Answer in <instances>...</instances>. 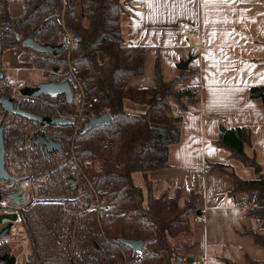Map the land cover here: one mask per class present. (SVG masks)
<instances>
[{
  "label": "trees",
  "instance_id": "obj_1",
  "mask_svg": "<svg viewBox=\"0 0 264 264\" xmlns=\"http://www.w3.org/2000/svg\"><path fill=\"white\" fill-rule=\"evenodd\" d=\"M20 3L24 11L15 18L12 0H0V71L3 64L9 66L3 62L6 51L20 50V61L31 62L46 75L57 69L63 74L60 79L69 81L73 89L72 102L46 97L37 105L42 112L52 115L59 110L76 117L85 103L77 133L74 126L60 130L66 147L63 157L49 156L42 162L48 178L36 192L53 199L29 205L24 221L32 248L26 264H186L188 251L195 247L192 215L199 211L202 193L191 190L184 197L179 187L171 186L158 191L156 185L162 181H154L151 175L170 167L169 150L181 139L183 112L201 105L200 85L184 83V78L199 70L189 67L165 81L157 60L155 85L131 87L128 78L145 73L147 49L125 40V1ZM26 38L62 48L44 53L22 45ZM249 95L262 99L264 106V85H254ZM95 96L97 101L90 107ZM91 111L96 116L107 112L112 119L83 131ZM224 127L214 142L230 158L255 170L256 176L242 179L222 162L209 163L207 169L232 178L228 197L248 207L255 223L244 235L264 247V169L256 156L245 152V146L253 142L252 130L245 125ZM25 128L24 122H18L12 130L22 135ZM9 134L4 127L6 146ZM6 164L10 165L8 160ZM70 176L78 182L71 183ZM120 238L142 239L144 248L134 252ZM218 258L239 264L225 254ZM246 264H264V259L249 257Z\"/></svg>",
  "mask_w": 264,
  "mask_h": 264
},
{
  "label": "crops",
  "instance_id": "obj_2",
  "mask_svg": "<svg viewBox=\"0 0 264 264\" xmlns=\"http://www.w3.org/2000/svg\"><path fill=\"white\" fill-rule=\"evenodd\" d=\"M123 1L127 3L125 40L147 49L145 73L128 78L129 86L153 87L157 60L164 80H170L181 73L178 64L198 50L199 56L189 67L199 71L184 78V83L200 85L201 105L183 112L181 139L169 150L170 167L151 175L154 181H162L160 190L179 187L184 197L191 190L202 193L199 211L192 215L195 247L188 257L193 260L186 264H226L218 258L224 254L239 264H246L249 257L264 259V247L244 235L255 225L248 207L228 197L234 186L232 178L207 169L209 163L222 162L231 165L242 179L256 176L255 170L230 158L229 152L214 142L227 125L251 127L253 142L245 146V152L256 156L264 169V106L262 99L249 95L254 85H264V0ZM12 3L11 14L18 18L23 5L20 0ZM181 22L200 29L182 34ZM11 50L14 70L31 69V63L19 60L20 51ZM201 217L204 221L197 222Z\"/></svg>",
  "mask_w": 264,
  "mask_h": 264
},
{
  "label": "flooded vegetation",
  "instance_id": "obj_3",
  "mask_svg": "<svg viewBox=\"0 0 264 264\" xmlns=\"http://www.w3.org/2000/svg\"><path fill=\"white\" fill-rule=\"evenodd\" d=\"M0 73H2V78H0V95L4 98H14V109L20 108L21 110L29 111L40 117H59L62 119L72 118L71 116L63 115L59 110H56L52 115L42 112L37 105H42L46 97H49L47 95L36 97V99L23 98L22 101H19L20 95H14L12 91L17 80L13 81L12 76H10V73L7 71L4 72L2 70ZM59 81L62 80L59 78ZM24 86H28L27 82H25ZM57 97L66 99L65 95ZM26 101L31 102V105H27ZM72 119L74 120V118ZM18 122H24V125L26 126V128L23 129L22 135L13 133L12 130ZM1 124L3 135L4 127H8V132L10 131L12 135L9 134L11 137L7 140V146L5 142V164L8 160L10 165L7 166L6 164L9 178L0 179V202L3 201L4 203V205H1L0 203V213L2 214L3 210H5L17 214L15 218L21 228L19 232H23V234L27 236L28 245L30 246L29 250L31 251L32 242L30 236H28L26 232L24 218L29 210V205L34 203L35 200L39 201L40 197L45 196L42 194L39 195L36 192L39 184L47 182L48 178L47 169H45L46 167L43 166L42 162L49 156L56 160L63 157L66 147L60 130H66L68 126L73 125L62 126L60 124H50L48 122L41 123L39 120L36 121L23 115L15 114L12 111H7L0 103V126ZM10 126L11 129H9ZM17 167L21 169L20 173H18L19 169L17 170ZM71 177L73 176H70L69 179H72V181H69L76 184L78 180ZM7 226H11V228L4 238L0 239V256H4L9 252L10 257H16L14 264H21L19 259L20 256L15 254V246L9 239L15 228V223L9 224L8 221L0 220V230ZM30 251L27 253L23 264L27 263ZM0 264L4 263L0 260ZM8 264H10V261H8Z\"/></svg>",
  "mask_w": 264,
  "mask_h": 264
},
{
  "label": "water",
  "instance_id": "obj_4",
  "mask_svg": "<svg viewBox=\"0 0 264 264\" xmlns=\"http://www.w3.org/2000/svg\"><path fill=\"white\" fill-rule=\"evenodd\" d=\"M20 36L18 35V39L20 40ZM22 45L31 47L33 49H36L38 51L44 52V53H56L61 50L62 45H52V44H41L38 41H36L33 38H26L22 40ZM194 60V56L188 58L187 60L181 61V63L178 64V68L180 70H186L188 69L190 63ZM57 69L54 70V72H50L51 80L47 82H41L36 84L35 86L28 85L23 86L20 89V98L19 101H22L23 98H32L36 99V97H40L43 95H47L49 97H57V96H63L65 95L68 102L73 101V89L71 88V85L69 81H59L60 75L57 74ZM2 76V73H0V78ZM14 98H4L0 95V103L7 111H12L15 114L23 115L27 118L33 119V120H39L41 123L48 122L50 124H60L62 126L66 125H73L74 120L72 118H66L62 119L59 117H40L36 116L29 111L21 110L20 108L14 109ZM111 117L107 112H104L98 116H96L94 119H90L88 124L85 126L83 131H88L92 128H95L97 125H106L109 124L111 121ZM225 127L221 128V131H225ZM5 157H6V149H5V140L3 135V128L2 124L0 126V179L2 178H9L8 172L6 170V164H5ZM73 178V177H71ZM72 181V179H69ZM39 199H45L50 200L53 199L52 197H40ZM11 226H7L6 228L0 230V239L4 238L6 233L10 231ZM120 241L125 244L128 247H131L134 252H140L144 248V240L142 239H124L120 238ZM15 256L10 257V253L7 252L4 256H0V260L4 264H8V261H10V264H14L15 262ZM193 259L191 257L187 258V262H191Z\"/></svg>",
  "mask_w": 264,
  "mask_h": 264
},
{
  "label": "rangeland",
  "instance_id": "obj_5",
  "mask_svg": "<svg viewBox=\"0 0 264 264\" xmlns=\"http://www.w3.org/2000/svg\"><path fill=\"white\" fill-rule=\"evenodd\" d=\"M8 51H6V54L3 57V62H5V64L8 63L9 64L8 67L11 70L7 66H4V64L1 68L4 72L7 71L8 73H10V76H12L13 81H15L17 79L21 81V79H23L27 82L28 85H36L38 83L46 82V81L50 80V75H46L41 68L40 69L34 68L33 64H29L30 67L33 69H22L18 72L16 70H14L13 69L14 67H12L13 64L11 62L13 56H11L9 54V53L13 54L14 50H10L9 52ZM17 51H20V50H17ZM26 63H31V62L27 61ZM69 171L70 170H68L66 172L67 175H69ZM137 181L138 182L141 181L140 176H138ZM156 186H157L158 191H160V188H158V185H156ZM0 203H1V205H4L3 201ZM63 211H64V209H63ZM16 215L17 214L15 212H7V211L3 210V213L2 214L0 213V220L8 221L9 224L15 223V228L13 229V233L9 239H10V241L13 242V244L15 246V249H14L15 254L17 256H20L19 257L20 262H21V264H23V262L25 261L27 253L30 251L29 250L30 246L28 245L27 236H25L23 234V232H19V230L21 228H20L18 222L16 221V218H15Z\"/></svg>",
  "mask_w": 264,
  "mask_h": 264
},
{
  "label": "built area",
  "instance_id": "obj_6",
  "mask_svg": "<svg viewBox=\"0 0 264 264\" xmlns=\"http://www.w3.org/2000/svg\"><path fill=\"white\" fill-rule=\"evenodd\" d=\"M179 27H180L179 28L180 29V32L182 34L194 33L195 31H198L200 29L199 26H195V25L192 26V25H190L189 23H186V22H181L180 25H179ZM197 54H198V50L195 49V51L192 52V55L194 57L195 56H199ZM29 68H31V67H29ZM31 69H33V68H31ZM20 70H21V68H16V71L17 72L20 71ZM51 72H54V71H51ZM57 74L60 75V76H63V74H60L59 72H57ZM24 84H25V81L24 80H21L20 81V80L17 79V81H16V83L13 86V89H12L14 95H20V89L24 86ZM96 101H97V98L95 96V97H93L92 102L90 103L89 106L92 107L93 104ZM84 106H85V103L83 101V106H82V109H81L80 113H78V115L76 117H72V118H74V124H73V126L75 128V132L76 133H77V130L79 129V127L81 125V120L83 118L82 117V113L84 112ZM89 116L91 117L90 119H94L96 117L95 112L94 111H91L90 114H89ZM224 123H226V120H224ZM252 202L254 203L255 202V199H253ZM63 209H64V212H67L69 210L66 205L63 206ZM203 221H204V218H202V217L197 219V222H199V223H201Z\"/></svg>",
  "mask_w": 264,
  "mask_h": 264
}]
</instances>
